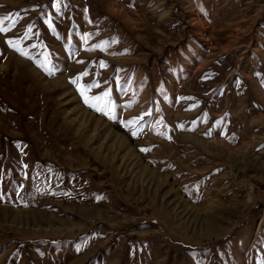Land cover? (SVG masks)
<instances>
[{"label":"rangeland","instance_id":"obj_1","mask_svg":"<svg viewBox=\"0 0 264 264\" xmlns=\"http://www.w3.org/2000/svg\"><path fill=\"white\" fill-rule=\"evenodd\" d=\"M0 18V264H264V0Z\"/></svg>","mask_w":264,"mask_h":264},{"label":"snow or ice","instance_id":"obj_2","mask_svg":"<svg viewBox=\"0 0 264 264\" xmlns=\"http://www.w3.org/2000/svg\"><path fill=\"white\" fill-rule=\"evenodd\" d=\"M3 24H4V21H3L2 18H0V32H6L8 30L7 28H5L3 26ZM29 31H31V30L29 29ZM8 43H9L10 46L16 47V45H15V43L13 41L9 40ZM17 50H19V49H17ZM81 94L84 96L85 103H88L89 106L96 107L98 111H103V109L99 108L97 106V104L90 103L89 97L86 95V90L85 89H83V88L81 89ZM95 99L99 100V98H95ZM104 114H107V113L105 112Z\"/></svg>","mask_w":264,"mask_h":264}]
</instances>
